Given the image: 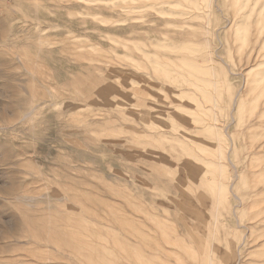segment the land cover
Returning <instances> with one entry per match:
<instances>
[{
  "label": "rangeland",
  "instance_id": "1",
  "mask_svg": "<svg viewBox=\"0 0 264 264\" xmlns=\"http://www.w3.org/2000/svg\"><path fill=\"white\" fill-rule=\"evenodd\" d=\"M133 1L0 0V264H264V0Z\"/></svg>",
  "mask_w": 264,
  "mask_h": 264
},
{
  "label": "bare ground",
  "instance_id": "2",
  "mask_svg": "<svg viewBox=\"0 0 264 264\" xmlns=\"http://www.w3.org/2000/svg\"><path fill=\"white\" fill-rule=\"evenodd\" d=\"M119 1H120V0H119ZM132 1H133V0H132ZM150 1H151V0H150ZM193 1H195V0H193ZM226 1H229V2H230L231 0H226ZM260 1H261V0H260ZM260 1H259V3H260ZM133 2H134V1H133ZM133 2H132V3H133ZM151 2H155V1L152 0ZM165 2H166V1H165ZM165 2H164V3H165ZM206 2H207V1H206ZM231 2H232V1H231ZM248 2H249V0H248ZM252 2H253V1L251 0V5H252ZM148 3H149V2H148ZM196 3H197V2H196ZM202 3H203V2H202ZM227 3H228V2H227ZM241 3H243V2L240 1V4H241ZM130 4H131V3H130ZM154 4H155V3H153V5H154ZM179 4H180V3H179ZM190 4H191V3H190ZM206 4H207V3H206ZM238 4H239V3H237V4L234 5V6L237 7V6H239ZM261 4H262V3H261ZM132 5H133V4H132ZM153 5H152V6H153ZM208 5H209V4H208ZM228 5H229V4H228ZM246 5H247V4H246ZM249 5H250V4H249ZM118 6H119V4H118ZM130 6H131V5H130ZM133 6H134V5H133ZM148 6H149V5H148ZM163 6H164V5H163ZM168 6H169V5H168ZM230 6H232V3L230 4ZM127 7H129V6H126V9H127V10L130 9V8H132V7L127 8ZM194 7H195V6H194ZM196 7H198V4H197ZM204 7H206V6H204ZM227 7H228V6H227ZM248 7H249V6H248ZM150 8H151V7H150ZM155 8H156V6H155ZM157 8H158V7H157ZM159 8H160V6H159ZM231 8H232V7H231ZM231 8H230L229 10H231ZM237 8H238V7H237ZM123 9H124V8H123ZM133 9H135V8H133ZM205 9H206V8H205ZM232 9H233V12H234L235 9H234V8H232ZM249 9H250V8H249ZM261 9H262V8H261ZM261 9H260V10H261ZM139 10H142V9L140 8ZM157 10H158V9H157ZM168 10H169V9H168ZM174 10H175V9H174ZM238 10H239V9H237V11H238ZM244 10H246V9H244ZM128 11H129V10H128ZM136 11H137V10H136ZM231 11H232V10H231ZM242 11H243V10H242ZM242 11H241V13H243ZM252 11H255V10L253 9V10H251V12H252ZM249 12H250V11H249ZM251 12H250V13H251ZM131 13H132V12H131ZM133 13H134V12H133ZM139 13H140V11H139ZM159 13H160V11H159ZM234 13H235V12H234ZM234 13H232V14H234ZM261 13H262V12H261ZM174 14H175V13H174ZM180 14H181V13H180ZM197 14H198V13H197ZM248 14H249V13H248ZM248 14H247V16H248ZM254 14H255V12H254ZM254 14L251 13V15H254ZM191 15H192V14H191ZM234 15H235V14H234ZM236 15H238V14L236 13ZM236 15H235V16H236ZM240 15H242V14H240ZM245 15H246V12H245ZM260 15H261V14H260ZM260 15H259V16H260ZM187 16H188V15H187ZM197 16H198V15H197ZM235 16L232 15V17H235ZM247 16H245V18H246ZM185 17H186V16H185ZM189 17H190V16H189ZM192 17H193V15H192ZM240 17H241V16H240ZM240 17H239V18H240ZM248 17H249V16H248ZM239 18L236 17L235 19H234V18H233V19H234L235 21H236V19H237V21H241V22H243V20H239ZM243 18H244V17H243ZM245 18H244V20H246ZM249 18H250V17H249ZM247 19H248V18H247ZM250 19H251L250 21H252L253 16H252ZM261 19H262V18H261ZM183 20H184V19H183ZM197 20H199V19H197ZM201 20H202V19H201ZM204 20H205V22H208V20H206V19H204ZM204 20H203V21H204ZM257 20H258V19H257ZM195 21H196V20H195ZM246 21H247V20H246ZM258 21H260V19H259ZM263 21H264V19H263ZM247 22H248V21H247ZM261 22H262V21H261ZM208 23H209V22H208ZM233 23H234V22H233ZM239 23H240V22H239ZM252 23H253V22H251V24H252ZM259 23H260V22H259ZM244 24H246V23L244 22ZM248 24H249V23H247V25H248ZM262 24H264V22H263ZM262 24L260 23V25H259V24H258V25L261 27ZM167 25H169V24L167 23ZM242 25H243V24H242ZM252 25H253V24H252ZM206 26H208V24H207ZM209 26H210V25H209ZM229 26H231V25H229ZM238 26H239V25H238ZM250 26H251V25H250ZM253 26H254V25H253ZM232 27H233V26H232ZM260 27H259V28H260ZM246 28H248V26H246ZM251 28H252V26H251ZM254 28L257 29V25H256V27H254ZM254 28H252V29H254ZM259 28H258V31H259ZM263 28H264V26L262 27V30H263ZM181 29H182V28H181ZM228 29H229V28H228ZM233 29H234V28H233ZM252 29H251L250 31H252ZM245 30H246V29H245ZM208 31H209V30H208ZM210 31H211V30H210ZM229 32H230V31H229ZM239 32H240V31H239ZM253 32H254V30H253ZM255 32H257V31H255ZM255 32H254V33H255ZM260 32H261V31H259V33H257V34H260ZM263 32H264V31H263ZM263 32H262V33H263ZM242 33H243V30H242ZM245 34H246V33H245ZM252 34H253V33H252ZM257 34H254V36L257 35ZM250 35H251V33H250ZM250 35H249V36H250ZM261 35H262V34H261ZM246 36H248V33H247ZM254 36H253V37H254ZM262 36H263V35H262ZM262 36H261V38H262ZM250 37H252V35H251ZM258 37H260V35H258ZM258 37H256V38L258 39V40L256 39L257 42L260 41V38H258ZM246 38H247V37H246ZM153 39H154V38H153ZM261 40H262V39H261ZM150 41H152V40H150ZM244 41H245V38H244ZM263 41H264V40H263ZM152 42H153V41H152ZM252 42H253V40H252ZM252 42H251V46H252ZM254 42H255V41H254ZM162 43H163V41H162ZM162 43L159 42V45H160V44L163 45ZM249 43H250V42H249ZM127 44H128V43H127ZM155 44H156V43H155ZM164 44H166V43L164 42ZM191 44H192V42L189 43V45H190V47H191V49H192L193 46H191ZM259 44H260V42H259ZM261 44H262V43H261ZM124 45H126V43H125ZM150 45H151V44H150ZM156 45H157V48L160 47V46L158 47V44H156ZM167 45H168V44H167ZM170 45H172V44H170ZM175 45H176V44H175ZM178 45H179V44H178ZM189 45H187V46H189ZM254 45H255V44H254ZM194 46H195V45H194ZM245 46H246V42H244L243 47L245 48ZM251 46H250V47H251ZM134 47H135V46H134ZM136 47H138V44H137ZM147 47H148V46H147ZM152 47H154V46H152ZM161 47H162V46H161ZM179 47L181 48V46H179ZM246 47H247V46H246ZM141 48H142V47H141ZM154 48H155V47H154ZM182 48H184V45H182ZM186 48H187V47H186ZM199 48H200V47H199ZM241 48H242V46H241ZM247 48H248V47H247ZM127 49H128V48H127ZM136 49H137V48H136ZM160 49H161V48H160ZM165 49H166V48H165ZM168 49H170V48H167V50H168ZM197 49H198V48H197ZM255 49H256V46H255ZM255 49H254V50H255ZM139 50H140V47H139L138 51H139ZM163 50H164V49H163ZM174 50H175V49H174ZM180 50H182V49H180ZM188 50H189V49H188ZM245 50H246V49H245ZM260 50H261V49H260ZM136 51H137V50H136ZM165 51H166V50H164V52H165ZM169 51L172 52L171 49H170ZM178 51H179V50H178ZM183 51H184V50H183ZM186 51H187V50H186ZM186 51H185V53H186ZM199 51H200V50H199ZM249 51H251V50H249ZM249 51H248V52H249ZM143 52H144V51H143ZM143 52H142V53H143ZM187 52H189V51H187ZM203 52H204V50H203ZM241 52H242V51H241ZM241 52H240V53H241ZM248 52H247V50H246V54H247ZM252 52H253V51H252ZM172 53H173V52H172ZM180 53H181V52H180ZM185 53H183V55H184ZM190 53H191V51H190ZM196 53H198V51H197ZM199 53H200V52H199ZM242 53H243V52H242ZM242 53H241V54H242ZM261 53H262V52H261ZM137 54H138V52H137ZM177 54H178V53H177ZM187 54H188V53H187ZM187 54H186V55H187ZM241 54H240V55H241ZM248 54H249V53H248ZM183 55H182V56H183ZM191 55H193V54H191ZM194 55H195V54H194ZM252 55H253V54H252ZM188 56H189V54H188ZM242 56H243V55H242ZM245 56H246V55H245ZM254 56H256V55H254ZM149 57H151V55H150ZM153 57H154V56H153ZM156 57H158V56H156ZM196 57H197V55H196ZM243 57H244V56H243ZM247 57H248V55H247ZM128 58H129V57H128ZM159 58H160V57H159ZM161 58H163V57H161ZM168 58H169V60H170V57H168ZM168 58H167V61H169ZM245 58H246V57H245ZM129 59H132V58L130 57ZM154 59H155V58H154ZM178 59H179V58H178ZM258 59H259V58H258ZM258 59H257V60H258ZM125 60H126V59H125ZM135 60H136V59L134 58V61H135ZM145 60H147L146 57H145ZM149 60L152 61L151 58L148 59L147 61L149 62ZM165 60H166V59H165ZM165 60H161V61H165ZM180 60H182V59H180ZM184 60H185V59H184ZM245 60H246V59H245ZM128 61H131V60H128ZM132 61H133V60H132ZM147 61H146L145 63H147ZM161 61H160V62H161ZM188 61H189V60H188ZM190 61H191V60H190ZM192 61H193V60H192ZM243 61H244V60H243ZM136 62L138 63V61H136ZM152 62L155 63V62H156V59H155V61H152ZM160 62L157 61V63H156L157 67H158V64H161V65H163V66H161V67L164 69V68H165V67H164V62H161V63H160ZM169 62H170V61H169ZM179 62H181V61H179ZM186 62H187V60H186ZM249 62H250V60H249ZM129 63H130V62H129ZM162 63H163V64H162ZM174 63H175V62H174ZM242 63H243V62H242ZM245 63H246V61H245ZM262 63H263V62H262ZM139 64H140V62H139ZM151 64H152V63H150V65H151ZM183 64H184V63H183ZM185 64H186V63H185ZM198 64H199V63H198ZM201 64H202V63H201ZM247 64H248V63H247ZM252 64H253V63H252ZM148 65H149V64H148ZM188 65H189V62H188ZM191 65H192V64H191ZM203 65H204V64H203ZM136 66H137V65H136ZM146 66H147V64H146ZM146 66H145V68H148V66H147V67H146ZM185 66H186V65H185ZM192 66H193V65H192ZM195 66H198V65H194V68H195ZM199 66H200V65H199ZM201 66H202V65H201ZM205 66H206V65H205ZM207 66H208V65H207ZM207 66H206V67L202 66V67H203V68H207ZM210 66H211V65H210ZM245 66H246V65H245ZM134 67H135V66H134ZM168 67H169V65H166V68H167V69H170V68H168ZM242 67H244V66H242ZM138 68H139V67H135L134 69H138ZM141 68H142V66H141ZM153 68H154V65H153ZM176 68H177V67H176ZM178 68H179V67H178ZM189 68L191 69V67H189ZM189 68H188V69H189ZM194 68H193V69H194ZM210 68H211V67H210ZM212 68H213V67H212ZM238 68H239V67H238ZM244 68H245V67H244ZM244 68H243V69H244ZM156 69H157V68H156ZM156 69H155V70H156ZM158 69H159V68H158ZM163 69H162V70H163ZM196 69H198V67H197ZM199 69L201 70L202 68L199 67ZM239 69H240V68H239ZM248 69H249V68H248ZM150 70H151V69H150ZM155 70H152L153 75H154V74H157V75H158V70H157V72H156ZM162 70H161V72H162ZM170 70L173 71V73H174V71H176V70H174V69H170ZM202 70H203V69H202ZM202 70H201V71H202ZM207 70H208V69H207ZM212 70H213V69H212ZM246 70H247V69H246ZM146 71H147V70H146ZM165 71H166V73H167V70H165ZM165 71H163V72L165 73ZM180 71H181V69H180ZM191 71H192V70H191ZM194 71H195V70H194ZM244 71H245V70H244ZM244 71H243V72H244ZM247 71H250V70H247ZM142 72H143V70H142ZM149 72H150V71H149ZM155 72H156V73H155ZM189 72H190V71H189ZM203 72L205 73V71H203ZM245 72H246V71H245ZM146 73H147V72H145V74H146ZM164 73H162V74L159 73V75H160V74L162 75V76L160 75L159 77L161 78V77H163V75L165 76ZM195 73H196V71H195ZM209 73H210V72L208 71V73L206 72L205 74L207 75V74H209ZM145 74H143V75H145ZM167 74H169V71H168ZM179 74H180V73H179ZM189 74H190V73H189ZM189 74H188V75H189ZM191 75H192V74H191ZM191 75H190V76H191ZM202 75H203V74H202ZM209 75H210V74H209ZM145 76H146V75H145ZM169 76H170V75H169ZM210 76H211V75H210ZM243 76H244V74H243ZM147 77H148V76H147ZM151 77H152V76H151ZM165 77H166V78H169V77H167V76H165ZM174 77H175V76H174ZM193 77H194V76H193ZM200 77H201V76H200ZM166 78H164V79H166ZM185 78H187V76H185ZM198 78H199V77H198ZM206 78H207V76H206ZM153 79H154V78H153ZM157 79H158V78H157ZM177 79H178V78H177ZM187 79H188V78H187ZM190 79H191V78H190ZM161 80H162V78H161ZM168 80H169V79H167V80H165V81H168ZM200 80H201V78H199V81H200ZM204 80H205V79H204ZM157 81H158V80H157ZM175 81H176V79H175ZM195 81H196V80H195ZM177 82H178V81H177ZM197 82H198V81H197ZM159 83H160V81H159ZM179 83H180V82H179ZM187 83H188V82H187ZM162 84H163V83H162ZM166 84H167V83H166ZM166 84H165V86H166ZM170 84L172 85V82H170ZM185 84H186V83H185ZM147 85H148V84H147ZM163 85H164V84H163ZM168 85H169V84H168ZM173 85H174V84H173ZM191 85H192V87H193L194 83L192 82ZM150 86H152V85H150ZM169 86H170V85H169ZM174 86H179V85L176 84V85H174ZM152 87H154V86H152ZM171 87H172V86H171ZM172 88H173V87H172ZM213 88H214V87H213ZM216 88H217V87H216ZM159 90H160V89H159ZM171 90H172V89H171ZM174 91H175V90H174ZM207 91H208V90H207ZM160 92H161V91H160ZM163 93H164V92H163ZM166 93H167V91H166ZM166 93H165V94H166ZM205 93L208 94L206 91H205ZM210 93H211V92H210ZM167 94H168V93H167ZM167 94H166V96H167ZM175 94H176V92H175ZM162 95H163V94H162ZM172 95H173V94H172ZM192 95H193V94H192ZM237 95H238V93H237ZM203 96H204L205 98H207V99H209V98L211 97V95H207V96H205L204 94H203ZM208 96H210V97L208 98ZM151 97H153V96H151ZM168 97H169V96L165 97L167 100L164 98L165 102L168 101ZM212 97H213V96H212ZM235 100H236V99H235ZM235 100H234V102H235ZM236 101H237V100H236ZM234 102H233V104H235ZM178 103H179V102H178ZM178 103H176V104L174 103V106L176 105V107H179V106L181 107L182 105L179 104V106H178ZM231 103H232V102H231ZM236 103H237V102H236ZM172 104H173V103H172ZM235 105H236V104H235ZM165 106H166V105H165ZM172 106H173V105H172ZM163 107H164V105H163ZM176 107H174V108H176ZM181 108H184V107H181ZM179 109H180V108H178V109H176V110L179 111ZM258 113H259V112H258ZM150 114H151V113H150ZM167 114H168V113L166 112V115H167ZM231 114H232V113H231ZM206 116H209V114L206 115ZM256 116H257V115H256ZM159 117H160V116H159ZM209 119H212V117H210ZM205 120H206V119H205ZM263 121H264V120H263ZM249 122H250V124H252L251 121H249ZM255 122H256V121H255ZM213 123H214V122H213ZM262 123H263V122H262ZM250 124H249V125H250ZM253 124H255V123H253ZM249 125H247V126H249ZM172 126H173V125H172ZM172 126H170V128H172ZM178 127H179V125H178ZM249 127H250V126H249ZM146 128H147V127H146ZM247 128H248V127H247ZM180 130H181V129H180ZM140 136L142 137V135H140ZM144 137H145V136H144ZM142 138H143V137H142ZM261 139H262V138H261ZM262 141H263V140H262ZM260 142H261V140H260ZM261 143H262V142H261ZM263 143H264V142H263ZM257 145H258V144H257ZM259 145L261 146V145H264V144H259ZM256 147L258 148V146H256ZM256 147H255V149H256ZM260 149H261V147H260ZM258 150H259V149H258ZM263 150H264V148H263ZM263 150H261V151H263ZM256 151H257V150H256ZM256 151H255V152H256ZM249 157H250V156H249ZM248 160H249V159H248ZM206 162H207V161H206ZM214 164H215V163H214ZM221 164H222V163H221ZM210 165H211V164H210ZM223 166H224V165H223ZM223 166H222V167H223ZM213 167H214V166H213ZM215 167H216V164H215ZM215 167H214V168H215ZM220 168H221V167H220ZM216 171H217V170H216ZM217 172H218V171H217ZM216 174H217V173H216ZM238 202H239V201H238ZM200 217H201V215H200ZM201 219H202V217H201ZM130 230H131V229H130ZM164 230H167V229L164 228ZM164 230H163V231H164ZM164 232H166V231H164ZM143 233H144V232H143ZM166 233H167V232H166ZM166 233H165V235H166ZM144 234H145V233H144ZM144 234L140 233L141 236H139V237H142ZM169 234H170V233H168V235H169ZM145 235L147 236V234H145ZM170 235H171V234H170ZM148 236H149V235H148ZM150 237H152V236H149V238H150ZM163 237H164V236H163ZM165 237H166V236H165ZM168 237H169V236H167V238H168ZM145 238L148 239V237H145ZM142 239H143V241H145V242H144V244H145L147 239H144V236L142 237ZM151 239H154V238L152 237ZM132 240H133V239H132ZM165 240H166V239H165ZM165 240L163 239V241H165ZM153 241H154V240H153ZM169 241H170V240H169ZM169 241H166V242H169ZM243 241H244V240H243ZM155 242H156V241H154V244H155ZM166 242H165V243H166ZM169 243H172V242L170 241ZM200 243H201V241H200ZM137 244H138V243H137ZM147 244H150V242H149L148 240H147V243H146L145 245L147 246ZM154 244H153V245H154ZM157 244H158V243H157ZM172 244H173V243H172ZM139 245H140V244H138V246H139ZM151 245H152V244H151ZM155 245H156V244H155ZM199 245H201V244H199ZM148 246H149L148 248H150V245H148ZM161 246H162V243H161ZM170 246H171V244H170ZM170 246H169V247H170ZM201 246H202V245H201ZM140 247H141V248H138V249L141 251L142 248H144L145 246L142 247V244H141ZM152 247H153V246H152ZM152 247H151V248H152ZM156 247H157V246H156ZM136 248H137V247H136ZM157 248H159V246H158ZM200 248H201V247H200ZM200 248H199V249H200ZM202 248H203V247H202ZM145 249H146V248H145ZM163 249H164V248H163ZM166 249H167V248H166ZM172 249H173V248H172ZM204 249H205V248H204ZM204 249H203V250H204ZM136 250H137V249H136ZM168 250H169V251H168ZM170 250H171V248H170V249H167V252H169V255H170V252L172 251V250H171V251H170ZM205 250H207V249H205ZM236 250H237V248H236ZM134 251H135V249H134ZM140 251H139V252H140ZM142 251H143V250H142ZM142 251L139 253L140 255L137 254V256H138V255H139L140 257L143 256ZM174 251L176 252L175 249H174ZM121 252H122V251H121ZM172 252H173V251H172ZM206 252H207V251H206ZM135 253H136V252H135ZM137 253H138V250H137ZM152 253H153V251H152ZM202 253H203V252H202ZM236 253H237V252H236ZM146 254H147V252H146ZM146 254H145V256H146ZM205 254H206V253H205ZM130 255H132V254H130ZM174 255H177V253L174 254ZM148 256H149V255H148ZM170 256H171V255H170ZM177 256H178V255H177ZM134 257H135V256H134ZM140 257H139V261H138V263H140V264H147V262L145 261V260H146L145 258H147V257H144V258L141 257V258H143V261H144V262H143V261H140V259H141ZM238 257H239V256H238ZM132 258H133V255H132ZM132 258L130 257V259H132ZM149 258H150V257H149ZM127 259H128V258H127ZM130 259H129V260H130ZM144 259H145V260H144ZM150 259H151V258H150ZM150 259H149V261H150ZM152 260L154 261V259H152ZM203 260H204V259H203ZM147 261H148V260H147ZM145 262H146V263H145ZM151 262H152V261H151ZM204 262H205V261H204ZM165 263L167 264L166 260H165ZM165 263H164V264H165ZM237 263H238V262H237ZM154 264H155V263H154ZM205 264H206V263H205ZM209 264H210V263H209Z\"/></svg>",
  "mask_w": 264,
  "mask_h": 264
}]
</instances>
